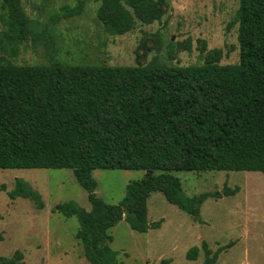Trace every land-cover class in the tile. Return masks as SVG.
<instances>
[{"label": "trees", "instance_id": "16d2710c", "mask_svg": "<svg viewBox=\"0 0 264 264\" xmlns=\"http://www.w3.org/2000/svg\"><path fill=\"white\" fill-rule=\"evenodd\" d=\"M72 10L79 13L86 0ZM98 16L111 35L137 23L160 20L166 0H96ZM6 27L0 45L14 50L32 34L33 22L20 0H2ZM240 59L221 64L216 49L202 64H71L54 60L29 65L0 62V168H69L88 191L91 209L65 201L59 210L76 216L77 237L89 264H123L112 248L110 229L125 219L147 232V200H167L198 217L220 192L184 194L173 170L264 172V0H239ZM142 169L119 203L95 193L94 169ZM235 190L229 189L228 194ZM12 196L44 207L41 194L17 179ZM126 215V218H124ZM227 247V246H223ZM207 242L204 264H216ZM200 247L187 252L197 259ZM24 255L0 256V264H25Z\"/></svg>", "mask_w": 264, "mask_h": 264}, {"label": "rangeland", "instance_id": "374dc122", "mask_svg": "<svg viewBox=\"0 0 264 264\" xmlns=\"http://www.w3.org/2000/svg\"><path fill=\"white\" fill-rule=\"evenodd\" d=\"M34 34L18 44L0 45V62L24 65L54 60L71 64L138 65L155 57L167 65L202 64L216 49L221 64L240 59L239 0H166L161 19L137 23L125 34L111 35L98 16L100 2L86 0H20ZM0 0V29L6 27ZM189 197L220 192L201 206L198 217L170 203L160 191L147 200V232L133 230L123 219L110 229L111 246L123 264H204L207 242L216 264H264V172L248 170H173ZM142 169L97 168L95 193L119 203L127 185L143 178ZM37 190L44 207L12 196L17 179ZM229 189L235 190L228 194ZM76 201L90 210L88 191L69 168H0V256L24 255L25 264H89L77 237L76 216H65L59 205ZM200 247L197 259L187 252Z\"/></svg>", "mask_w": 264, "mask_h": 264}, {"label": "water", "instance_id": "95a60500", "mask_svg": "<svg viewBox=\"0 0 264 264\" xmlns=\"http://www.w3.org/2000/svg\"><path fill=\"white\" fill-rule=\"evenodd\" d=\"M124 218H126V215H124Z\"/></svg>", "mask_w": 264, "mask_h": 264}]
</instances>
